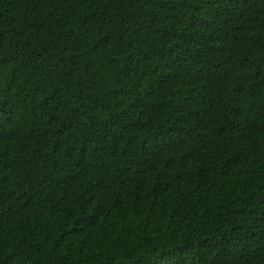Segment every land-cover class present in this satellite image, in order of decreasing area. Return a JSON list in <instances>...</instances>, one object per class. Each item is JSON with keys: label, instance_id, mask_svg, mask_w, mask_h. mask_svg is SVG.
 Masks as SVG:
<instances>
[{"label": "trees", "instance_id": "obj_1", "mask_svg": "<svg viewBox=\"0 0 264 264\" xmlns=\"http://www.w3.org/2000/svg\"><path fill=\"white\" fill-rule=\"evenodd\" d=\"M0 264H264V0H0Z\"/></svg>", "mask_w": 264, "mask_h": 264}]
</instances>
